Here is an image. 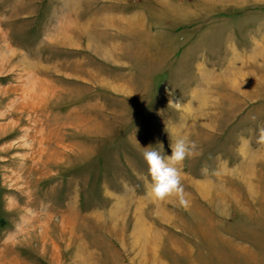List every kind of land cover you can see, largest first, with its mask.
Masks as SVG:
<instances>
[{
	"label": "rangeland",
	"instance_id": "374dc122",
	"mask_svg": "<svg viewBox=\"0 0 264 264\" xmlns=\"http://www.w3.org/2000/svg\"><path fill=\"white\" fill-rule=\"evenodd\" d=\"M0 264H264V0H0Z\"/></svg>",
	"mask_w": 264,
	"mask_h": 264
},
{
	"label": "clouds",
	"instance_id": "9594fccd",
	"mask_svg": "<svg viewBox=\"0 0 264 264\" xmlns=\"http://www.w3.org/2000/svg\"><path fill=\"white\" fill-rule=\"evenodd\" d=\"M157 145L158 148L146 147L142 154L151 181L149 196L157 203L175 201L180 207H187L183 163L198 154L197 145L187 137H177L170 144L171 155L164 154L162 144Z\"/></svg>",
	"mask_w": 264,
	"mask_h": 264
},
{
	"label": "bare ground",
	"instance_id": "6f19581e",
	"mask_svg": "<svg viewBox=\"0 0 264 264\" xmlns=\"http://www.w3.org/2000/svg\"><path fill=\"white\" fill-rule=\"evenodd\" d=\"M135 230H137L138 232L140 231V233H141L143 231V228L140 225V227L136 228Z\"/></svg>",
	"mask_w": 264,
	"mask_h": 264
},
{
	"label": "crops",
	"instance_id": "0c3cea01",
	"mask_svg": "<svg viewBox=\"0 0 264 264\" xmlns=\"http://www.w3.org/2000/svg\"><path fill=\"white\" fill-rule=\"evenodd\" d=\"M144 228V227H143ZM145 229V228H144Z\"/></svg>",
	"mask_w": 264,
	"mask_h": 264
}]
</instances>
